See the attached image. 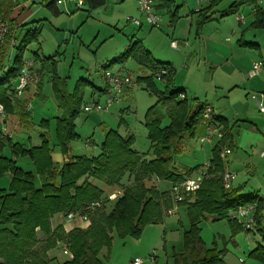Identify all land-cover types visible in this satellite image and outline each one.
Segmentation results:
<instances>
[{"label": "trees", "instance_id": "16d2710c", "mask_svg": "<svg viewBox=\"0 0 264 264\" xmlns=\"http://www.w3.org/2000/svg\"><path fill=\"white\" fill-rule=\"evenodd\" d=\"M55 1L46 6L54 15H58ZM251 1L240 0V3ZM160 2L165 7L170 6L168 2L172 4V0ZM237 2L232 3L223 13L224 16L236 12L240 4ZM105 4L106 0H83V6L89 10L102 8ZM212 6L213 3L200 13L199 27L209 19ZM253 24L257 28H264V15L260 14ZM39 35L38 30L26 32L14 46L16 51L8 65L5 60L14 48L10 45L12 37L7 36L0 45V105L6 116L16 114L23 123L27 115L23 108L19 112L15 110L13 87L23 68L24 53L31 43L37 42ZM242 46L255 48L251 44ZM129 59L149 73L136 81L142 83L157 100L144 116L152 158L146 160L133 150V138H122L116 131L109 130L104 135L97 156L75 157L56 170L51 159L53 148L58 146L64 155L66 146L78 140L74 122L80 114L85 85L89 84L79 80L73 92L69 93L65 81L53 77L52 89L62 110L61 117L55 121V145L47 133L40 135V146L25 147L13 143L0 131V179L9 178L8 189L0 188V264H49L51 259L48 252L59 247H66L71 254L70 259L60 264H103L100 254L103 250L108 252L114 233L121 238H138L146 226L161 223L164 209L172 201L154 186H146L145 181L156 178L174 185L184 180L173 170V156L179 152L183 140L193 138L204 105L190 111L186 97L178 101L181 92L172 85L173 70L167 64L155 61L148 51L136 43L129 45L121 56L107 66L114 63L123 65ZM164 68H168V75L161 77L165 87L159 91L153 78ZM93 90L99 94L107 92L106 88ZM159 106L164 109V115L158 112ZM165 118L168 121L166 125L163 124ZM213 120L223 127L222 140L211 151L210 168L192 202L177 204L187 206L189 227L182 234L181 251L172 255L173 264H224V251L205 246L200 237L199 224L207 219L226 220L234 235L243 230L235 219L236 209L256 200L254 194L244 196L232 187L224 190V163L220 153L231 137L222 119L213 115ZM43 125L47 126V122L42 121L39 126ZM4 148L10 149L13 158H28L33 164L34 173L23 170L12 158L3 156ZM34 176L40 179L39 187L35 185ZM124 178H127V185H122ZM98 183L108 187L118 186L122 190L108 213L99 210L104 206V193ZM95 202L101 206L90 214V224L86 229L76 228L65 233L60 226L51 227L53 217L80 213L86 205ZM255 220L257 225V217ZM259 232L264 242V229ZM248 257L264 264V246L252 250Z\"/></svg>", "mask_w": 264, "mask_h": 264}, {"label": "rangeland", "instance_id": "374dc122", "mask_svg": "<svg viewBox=\"0 0 264 264\" xmlns=\"http://www.w3.org/2000/svg\"><path fill=\"white\" fill-rule=\"evenodd\" d=\"M8 1L0 0V3ZM260 1V7L264 8V0ZM32 2L35 3L30 15L33 23L30 24L31 27L28 30H38L40 35L37 42L29 45L27 54L30 55L34 51L42 60H45L47 68L43 86L45 96L50 97V103L46 107V116L55 115L54 112L53 115L47 113L50 110L54 111L56 106L54 102L57 103L50 84L53 77L56 76L64 80L71 93L77 81L82 80L89 84L85 85L80 114L75 120L76 133L80 139L74 143L77 150L80 149V153L87 157L96 155L100 151L99 144L102 141L103 130H118L124 134L127 124L135 136V147L142 152L148 150V141L142 124L146 111L156 104V96L142 90L144 85L136 81V77H143L144 75L133 60L125 61L123 65L114 63L107 66L111 61L121 56L131 44L136 43L141 49L148 50L155 61L174 67L178 76L175 86H173L175 89L185 92L190 111L196 108L197 103L213 107L217 112L219 107L226 106V113L223 117L232 121V106L236 103L234 97L236 95L239 97L241 93L235 91L240 89L244 95L247 93L244 88H240L239 84L249 79L248 75L243 72L239 77L229 68L231 60L244 64L248 57L255 54L253 51L237 48L234 44L236 35L233 36L230 33L232 29L236 28L235 17L243 16L245 22L249 21V17L245 16L246 8L234 16H227L223 19L216 11L199 29L198 37L195 35L194 21L183 17L184 13L193 10L194 0H174L170 12L174 11L175 8L179 9L177 20L169 26L171 23L169 13L163 10L160 12L161 23L158 27L148 25L144 17L140 16L136 7V0H106L104 7L95 10H89L84 6L77 9L74 2L70 0L63 5H57L59 11L57 16L46 8V5L52 3L53 0H47L46 5L43 6L39 4L40 0H32ZM231 2L233 0H222L219 9H226ZM127 18L141 19V28L127 22ZM211 33L214 37L221 36V39H216L219 44L223 46L226 44L228 48L231 47L232 57L224 61L221 69L213 68L207 64L205 46L208 44L204 41V37ZM226 37H230V42H232L225 43ZM261 37L264 38V35ZM171 41L178 42L176 49L170 48ZM260 41H264V39ZM15 51L16 48L14 47L12 53L14 54ZM13 54L9 61L8 59L5 60L7 65L11 63ZM208 54L210 55V43ZM106 70L111 73L121 72L126 76L129 75L132 82L136 81L137 85L135 88H131L133 90H129V92H126V87L123 88L124 92L122 90L119 95L122 102L113 103L100 113H85L83 110L85 104H92L90 91L106 88L101 76ZM34 72L39 76L38 83H40L42 71L34 70ZM155 83L159 90L163 89L156 77ZM216 86L217 89H215ZM234 89L235 91L231 93ZM99 97H101L99 104L104 108L107 94H100ZM248 102L250 103L249 99ZM39 107L40 102L38 100H35L32 106L29 105L32 116ZM35 112L36 116L33 121L37 125L41 118L37 111ZM158 112L165 114L164 109L160 106ZM255 113L257 112L255 111ZM167 123L165 120L163 124L166 125ZM31 133L36 139L37 132ZM90 140L96 144L95 149L92 146L89 149L86 147L90 146ZM188 145L196 149L198 140H191ZM183 153L174 155L176 162L182 163L188 160V165H198L208 156L207 153L203 156L199 152L195 159L189 160L187 153ZM242 158L245 161V171L242 165L238 167L239 173L232 185L239 188V193L244 196L259 194L264 199V170H262L264 166H260V169L253 175L252 164L254 165L257 160L251 161L248 156H242ZM248 171L249 174H247ZM98 185L106 198L104 206L99 210L108 213L120 188L118 186L108 187L102 183H98ZM122 185H127V178L122 180ZM167 188L166 184L159 183L161 191H165ZM171 214L166 216L164 222L160 224L146 226L138 238H121L114 233L108 252L103 250L100 254L99 258L102 263L131 264L133 260L139 259L141 264H173L170 257L173 251L182 248V231L175 212L171 210ZM209 221H202L200 237L207 248L224 251L222 257L224 264H239V259L244 261V264L256 262L248 257V253L253 250L255 244L264 246V242L257 235V232L245 233L241 231L233 235L228 221ZM262 224L260 226L264 229ZM53 255L56 260L50 264H60L68 260L61 249H55Z\"/></svg>", "mask_w": 264, "mask_h": 264}, {"label": "crops", "instance_id": "0c3cea01", "mask_svg": "<svg viewBox=\"0 0 264 264\" xmlns=\"http://www.w3.org/2000/svg\"><path fill=\"white\" fill-rule=\"evenodd\" d=\"M46 1L47 0H40L39 4L41 6H43ZM197 1L198 0H194L195 4L193 7V10H191L187 13H184L183 17L185 19L190 18L192 21H194V24L196 27L195 35L198 37H199V34H198L199 29L203 26V25L200 27L198 26L200 13L202 11L208 9L212 5V3H213V6L209 12V15H210L209 18L216 11H217L216 13H219L220 17H222V19H223L227 16H234L237 13H239L240 11H244L245 8L247 9L245 16L249 17V21L245 22V18L243 16H239L243 19V22L239 23L235 20L236 28L232 29L230 31V33L233 36L236 35V40H234V44L237 46V48L250 50V51L255 52V54H253V56H251V57H248V59L244 61L245 62L244 64H240L238 62H233L231 60L229 68L234 72L235 75H238L240 77V75L243 72H245V75H246L250 71L252 64L254 62L264 63V41H260L261 39H264L261 37V35H264V28H257L255 26H253L254 25L253 23L256 21V19L259 18L260 14L264 15V8L260 7V5H261L260 0H252L250 3L249 2L248 3H240V0H238L237 4H239V3L240 4L238 5L236 12L234 14H229L226 16H224L223 13H225L228 10V8L232 5V3L235 0H233V2H231L230 5L226 9H223V10L219 9V6L221 5L222 0H211L209 2L203 0L199 4ZM171 3L172 4H170L168 2V4L170 6L165 7L162 5L163 3L160 2V0H154V11L159 17L161 14L160 12H162L163 10H165V12L169 13V18L171 21L169 26H171L175 23V21L178 18V11H179L178 8H175L174 11L170 12V8L174 5V0H172ZM168 4H166V5H168ZM34 6H35V3H33L32 0H9L8 2L0 3V21L9 22V28L7 30V33L4 37V39L9 35L12 37L11 42H10L11 47L16 46L18 40L26 32L31 31V30H28V28L31 27L30 24L33 23V22H31L30 15H31V10ZM136 7H137V4H136ZM46 8H47V6H46ZM4 17H5V19H3ZM140 22H141V19H140ZM160 23H161V19H160ZM141 26H142V22H141L139 28H141ZM216 39H221V36L218 35V37H214V35L211 33L207 37H204V41L207 42V44H208L205 46V48H206V60H207V64L210 65L211 67L216 68V69H221L224 61H227V59L232 57L231 47L228 48V46L226 44L224 46L219 44ZM3 41L0 43V45L3 43ZM224 42L225 43L227 42V44H229L232 41L230 42V37L229 38L226 37L224 39ZM209 43H210V55L208 54ZM243 44H251V45H254L255 48L254 49L253 48H246V47L242 46ZM146 51H148V50H146ZM12 54L13 53L11 50L10 56H12ZM9 57H8V59H9ZM25 60H33L34 61L33 70H35L37 72L42 71L41 72V81H40V83H38L36 85H33V84L29 85L25 89V91L22 93V95H20L19 97H14V99H13V104H14L15 110L19 112L23 108L24 113L27 115L26 122L25 123L21 122L16 114L15 115H8L5 117V122H3V120L1 122V120H0V131L2 133H5L9 137V139H11V141L13 143H19L25 147H27V146H32V147L40 146V144H41L40 135L42 133H47L48 137H50V139L52 141V144L55 145V143H56L55 135H54L55 121H56V119L61 117L62 110L58 107L57 103L54 102V104L56 105L54 108V111L50 110L47 113L52 114L54 112L55 115L54 116H46V111H47L46 107L50 103V97L45 96L44 86H43V84L45 83L44 82L45 70L47 68L46 64H45V60H42L41 57L38 55V53L34 52V51L31 52L30 55H28L27 49H26V51L24 53V57H23V61H25ZM163 64H166V63H163ZM167 65L169 66L168 68L173 70L172 85H174L177 81L178 72L175 71L174 67L170 66L169 64H167ZM139 68L143 71L142 72L144 75L143 77L149 75V73L146 70L142 69L140 66H139ZM116 73H120L121 75L126 77V75L122 74L121 72H116ZM127 77H129V75ZM139 77H141V76H139ZM139 77H136V80ZM155 77L153 78L154 83H155ZM234 78H236V77L234 76ZM158 81L162 84L163 89L159 90L156 83H155V86L159 91H163L164 87H165L164 82H163V80H158ZM50 84L52 87V82ZM136 85H137L136 81H134V83L132 85L126 86V88H127L126 92H129V90H133L131 88H133V87L135 88ZM239 85H240V88H244L245 91H247V93L244 95L240 89H237V91H235V89L231 91V93L234 91L235 92H241L239 97H238V95H236L234 97L236 103L232 106V108H233V115H232L233 119H232V121H229L228 118L223 117V115H225V113H226V108H227L226 106H224L222 108L219 107L218 112L213 107H211L212 111H213V115L216 118L222 119L224 121V123L226 124V127L228 128V133H229L231 139L227 141L228 144L223 149H228L229 154L227 155V157L225 158L224 161L222 160V162L224 163V171H229L232 173L235 172V178L239 173L238 167L242 165L243 169H244L245 161L243 160L242 156H248L251 159V161H253L255 159L257 160L254 162V165L252 164V166H253L252 174L253 175H255L254 173H256L260 169V166H264V114H261L258 112L256 106L254 105L253 101L251 100L252 94L264 91V74H260L256 77L246 79V80L240 82ZM66 87H67V91L69 93H71V91L68 89L67 83H66ZM234 87H237V86H234ZM104 89H101V90H104ZM215 89H217V86L215 87ZM142 90L148 92L145 89V87H143V86H142ZM175 90H177V89H175ZM178 91L183 93L187 99V95L185 94V92H183L182 90H179V89H178ZM123 92H124V90H123ZM104 93L106 94V91L101 93V94H104ZM89 95L92 99V103L99 104L101 97H99L100 94L98 92H95L92 89L90 91ZM248 99L250 100V103L248 102ZM35 100H38L40 102L39 109L37 108L38 110L37 109L35 110V111H37V114L41 118V121L37 125L33 121V118L36 116V114H35L36 112L34 111V114L32 116V114L30 112V108H29V105L31 104V106H32V103ZM106 100H107V97L105 99V103H106ZM178 101H181L179 96H178ZM119 102H122V100H120ZM119 102H115V103H119ZM85 105H87V104H85ZM199 105H201V104L197 103L196 108ZM195 109H193L192 111H194ZM255 111L257 113H255ZM121 112H123V110H121ZM127 112H128V110H127ZM160 114L163 115L162 113H160ZM122 118H121V121L124 123ZM102 120H103V117H102ZM165 120H166V122H168L166 118L164 119V121ZM42 121H46L47 126L46 125H43L42 127L39 126ZM52 123L54 125L53 127H52ZM142 125L144 127V123ZM35 127H37V128H35ZM43 127H45V128H43ZM125 127H126L125 128L126 130H125L124 134H121L118 130H114V131H116L119 134V136L122 138H129V137L133 138L134 139V144L132 146L133 150L136 151L138 154L142 155L144 157V159H146V160L151 159L152 158L151 145H150L149 140L147 139V132H146L145 128H144V130H145V137L148 141V150L146 152H142V151H139L135 147V145H136L135 136L133 135L132 131L130 130L128 124ZM210 127H211V130L213 131L211 139L207 142L201 143L200 139L207 134V126L204 124V122L200 118L199 124L196 127L195 134H194L193 138L183 140L181 147H180V150L177 154L180 155L183 152L187 153L189 160H190V159H195V157L197 156V154H199V152L202 153L203 156L206 155V153H207L208 156L203 162H204V164L210 163L209 161L211 158V151H212L213 147H215L222 140V135H223L222 125H220L215 120H213V122L210 123ZM109 130H112V129L103 130V136L101 138L102 141L99 144V146L102 144V142L104 140L105 133ZM75 131H76V128H75ZM31 132H33V133L37 132L36 139L33 137L34 134H32ZM79 139H80V136L78 135V140ZM194 139L198 140V147L196 149L188 145L189 141L194 140ZM77 141L71 142L66 146V154H64V155L60 152V149L58 146H54L52 154H51V159H52V162L54 163V167L56 170H59V168L64 163L70 162L75 157H87V156L80 153V149L77 150V147L74 145V143H76ZM89 144H90V146H86L88 149H89V147L91 148V146L93 149H95L94 146L96 144L92 140H90ZM99 152H98V154H99ZM234 152H236V154H234ZM98 154L92 155L91 157H95ZM2 155L9 157V158H12L15 161V163L19 167H21L23 170L34 173L33 164L28 158H21V157L13 158L9 148H4L2 151ZM187 163H188V160H185V162H182V163L176 162L174 159V156H173L172 166H173L174 172L177 175L184 177V178L195 177L197 175V173L199 172V169L204 165V164L202 165V163L198 164V165H196V164H189L188 165ZM262 170H264V167H262ZM244 171H245V169H244ZM249 173L250 172L248 171L247 174H249ZM34 177H35V185L37 187H39L41 185L40 179L37 176H34ZM235 178H234V180L237 179V178L236 179ZM243 181H245V180H243ZM159 183L160 184L161 183L166 184L168 187L167 190L161 191L159 189ZM145 184H146V186H154L159 192L166 193L167 196L172 201V198H171L172 184L171 183L159 181L156 178H151L150 180L145 181ZM232 184H233V182H232ZM8 185H9V178L8 177H4V178L0 179V188L7 190ZM232 189L238 190L239 188H236L232 185ZM121 192H122V190L120 189V191L117 193V195L120 196ZM118 196H116V198ZM254 196L256 197V200L254 202L256 205L254 216H255V218L257 217L258 224L256 225L257 227H255L250 232L255 231V232H257V235L260 237L259 230L262 229L260 225L262 223H264V199H262L259 196V194H255ZM103 200H106V198L104 196H103ZM186 209H187L186 205H183V206L177 205L176 206V205H174V203L172 201V204H170V206L168 208L164 209L161 223L164 222V219L166 218V216H169L167 214V211L171 212V210H172L175 212V216L177 217V221L180 225V230L182 231V234H183L189 227ZM170 215H172V214H170ZM209 220L210 219H207L206 221L210 222ZM201 223H202V221L199 224V228L201 227ZM262 225H264V224H262ZM57 226L62 227V229L64 230L65 233H67L73 229H76V228L86 229L88 227L87 224L82 223L79 220L74 221L72 224H64L62 216H60V215L53 217V219L51 220V227L55 228ZM242 231L245 232L244 230H242ZM238 233H240V232H237L234 235H236ZM245 233H248V232H245ZM260 239H261V237H260ZM257 247H258L257 244H255L253 250L256 249ZM58 249H60V248H58ZM54 251L55 250H51L48 252V257H49V259H51V262L53 260H56V257L53 255ZM180 251H181V248L179 250L173 251L172 255L174 253H178ZM218 251H221V250H218ZM250 251H249V253H250ZM172 255L170 257L171 259H172ZM238 262H239V264H244V261H242L240 259ZM254 264H260V263L256 261Z\"/></svg>", "mask_w": 264, "mask_h": 264}, {"label": "built area", "instance_id": "2783aa9c", "mask_svg": "<svg viewBox=\"0 0 264 264\" xmlns=\"http://www.w3.org/2000/svg\"><path fill=\"white\" fill-rule=\"evenodd\" d=\"M77 9L83 7V0H72ZM203 0H198V4ZM207 2L211 0H205ZM70 2V0H56V5H63L64 3ZM137 10L140 16L145 18L147 24L152 27H158L160 24V17L154 11V0H136ZM235 20L239 23L243 22L241 17H236ZM127 22L132 23L133 25L139 27L141 22L140 19H132L127 18ZM9 28V22L0 21V43L4 40V37ZM178 46L177 41H171L170 47L172 49H176ZM34 64L32 60L23 61V68L18 76L17 84L14 88L15 95L19 97L25 91V89L31 84H37L39 82V76L33 70ZM260 74H264V63L262 62H254L250 71L247 73L249 78L256 77ZM168 75V69H162L159 74H157L156 78L161 80V77H166ZM102 79L106 85L107 89V100L105 107H101V105L92 103L87 104L84 107L85 113H100L105 110L109 105L115 102L120 101V93L123 88L129 85H132V80L129 77H125L120 73H111L108 70L104 71L102 74ZM179 98L183 100L185 98L183 93L179 94ZM251 100L256 106L259 113L264 114V91L257 92L251 95ZM0 118L1 120H5L3 108L0 106ZM201 120L207 126V134L200 139L201 143L207 142L211 139L212 130L210 127V123L213 120V111L210 106H204L201 114ZM229 154L228 149H223L220 153V159L225 160L227 155ZM210 168V164H204L195 177L184 178L181 183L174 184L171 187V198L175 205L183 203V202H192L195 193L199 189L202 180L206 176L208 169ZM235 178V174L229 171H224L222 176V185L224 190H229L232 187V182ZM101 204L99 202L90 203L86 205L80 213H68L62 217L64 224H72L74 221L79 220L82 223H85L89 226L90 224V214L97 208H99ZM255 203L251 202L245 204L243 206H239L235 211V219L237 223L243 228L244 231H252L256 226V220L254 216L255 212ZM167 214L170 215L171 212L167 211ZM63 255L67 257H71L70 252L66 247L62 248ZM151 260L153 258L151 257ZM131 264H141L139 259H135L131 262Z\"/></svg>", "mask_w": 264, "mask_h": 264}, {"label": "bare ground", "instance_id": "6f19581e", "mask_svg": "<svg viewBox=\"0 0 264 264\" xmlns=\"http://www.w3.org/2000/svg\"><path fill=\"white\" fill-rule=\"evenodd\" d=\"M238 17V16H237ZM17 80H18V77H17ZM17 80H16V84H17ZM16 84L14 85V88H15V86H16ZM33 85H36V84H33ZM13 93H14V97H17L16 95H15V92L13 91ZM1 106V105H0ZM2 107V106H1ZM3 113H4V111H3ZM6 117V115H5V113H4V118ZM5 121V120H4ZM173 185V184H172ZM71 255V254H70ZM69 259L71 258V257H68Z\"/></svg>", "mask_w": 264, "mask_h": 264}]
</instances>
